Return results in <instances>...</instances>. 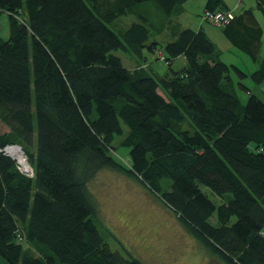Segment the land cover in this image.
I'll use <instances>...</instances> for the list:
<instances>
[{
    "label": "trees",
    "instance_id": "1",
    "mask_svg": "<svg viewBox=\"0 0 264 264\" xmlns=\"http://www.w3.org/2000/svg\"><path fill=\"white\" fill-rule=\"evenodd\" d=\"M255 1L264 15V0ZM149 2L166 17L158 25ZM184 2L0 0L9 15L0 148L20 145L34 171L26 176L0 152V256L9 264H145L112 250L98 228L87 184L102 168L139 179L221 261L264 264V100L242 81L264 79L262 28L251 8L220 27L258 61L248 73L224 62L203 30L173 26L161 54L168 70L158 75L140 62L158 48L150 27L164 30ZM204 9L226 10L222 0ZM130 13L138 21L111 27ZM117 50L136 65L125 67ZM116 135L128 166L113 156Z\"/></svg>",
    "mask_w": 264,
    "mask_h": 264
},
{
    "label": "rangeland",
    "instance_id": "2",
    "mask_svg": "<svg viewBox=\"0 0 264 264\" xmlns=\"http://www.w3.org/2000/svg\"><path fill=\"white\" fill-rule=\"evenodd\" d=\"M200 3H202L200 0H189L184 4L183 9L181 8L180 13L170 16L168 20L170 23L167 22L164 30L158 31L151 26L150 38L158 42V48L154 52L145 48L144 58L141 57L140 62L150 66V69L158 75L167 71V65L161 57V54H164L163 45L171 40L170 32L173 26L196 28L197 21L201 19L204 10ZM146 9L149 17L157 23L156 25L160 20H165L166 17L154 3L149 2ZM228 10L234 11L233 8ZM260 16L262 19L261 14ZM133 21H138V18L130 13L116 19L111 27L115 31H123ZM202 21L214 30H221L207 21ZM0 35L3 38L9 36V15L4 11H0ZM262 41H264V34ZM232 48L240 52L238 48ZM113 53L121 58L125 67H130L133 63L125 52L117 50ZM240 54L244 59L228 50H224L220 57L227 64L235 61L244 71L252 72L254 70L252 67L258 63L247 54L242 52ZM258 56L261 60L264 54L259 53ZM174 63L180 64L176 60ZM242 81L256 92V86L250 77L242 78ZM237 90L241 100L245 102L248 96L246 91ZM0 129L4 128L0 125ZM123 131L124 136L127 131L125 125H123ZM123 136H115L113 156L121 164L128 166L129 147L121 144ZM87 187L90 189L98 211V228L112 250H118L123 255L126 250L145 264H228L212 254L203 242L174 215L172 210L139 179L111 168H102L88 182ZM203 189L209 193L206 187ZM211 221L215 223V214L211 217ZM0 264L9 263L0 256Z\"/></svg>",
    "mask_w": 264,
    "mask_h": 264
},
{
    "label": "crops",
    "instance_id": "3",
    "mask_svg": "<svg viewBox=\"0 0 264 264\" xmlns=\"http://www.w3.org/2000/svg\"><path fill=\"white\" fill-rule=\"evenodd\" d=\"M188 1L189 0H185V2L183 3L182 7H184V4L187 3ZM200 1H202V3H200V6L202 4L203 9H204L207 0H200ZM222 2L224 4L226 10L233 8L234 9L233 12H235V13L238 12L240 9H244V8L253 9L254 10V14H255V16L257 18V21H258L259 25L262 28V36H263V34H264V15L262 14L261 10H259L256 7V1L255 0H222ZM217 8H219V7H217ZM260 14L263 17L262 19L260 18L261 17ZM181 28H183V27H181ZM192 29H195V30L201 29V30H203L206 33V35L208 36V38L215 44L217 49L220 51V55L223 53L224 50H228L230 52L231 51L234 52L237 56L243 58V56L240 53L241 52L244 53V52L241 51V50H239L240 52H237L236 50H233L232 47H234V46L225 37V35H224V33H223L221 28H220L221 30H214V28H212L211 26L205 25L204 22L202 21V19H200L199 21H197L196 28H192ZM170 35H171V39L176 36L174 32L173 33L170 32ZM262 36H261V46H260V51H259L260 54H264V41H262ZM127 56L129 57V60L133 62V63H131L130 67H128V68H133L136 65V63H137V60L135 59L133 54L132 55H127ZM176 61H178V63H180V64L176 65L174 63L173 64L174 68H180L184 64V59H183L182 56L177 57ZM223 61L226 62L224 59H223ZM257 63H258V61H257ZM231 64H234V65L240 67L238 65V63L235 62V61H233V63H231ZM131 66H133V67H131ZM257 67H258V65L254 64V66L252 68L256 69ZM255 89H256L257 94L264 100V79L260 83L257 84Z\"/></svg>",
    "mask_w": 264,
    "mask_h": 264
},
{
    "label": "built area",
    "instance_id": "4",
    "mask_svg": "<svg viewBox=\"0 0 264 264\" xmlns=\"http://www.w3.org/2000/svg\"><path fill=\"white\" fill-rule=\"evenodd\" d=\"M232 17V11L230 10H208L204 9L201 14V19L209 22L210 24L222 27L228 23V21ZM162 57V56H161ZM163 59V57H162ZM13 149H18L19 153L14 154ZM0 152L11 157L15 160L17 168L26 176L32 177L34 175V171L32 166L29 164L27 160V156L24 153L23 149L18 144H6L5 146L0 148ZM20 238V237H19Z\"/></svg>",
    "mask_w": 264,
    "mask_h": 264
},
{
    "label": "bare ground",
    "instance_id": "5",
    "mask_svg": "<svg viewBox=\"0 0 264 264\" xmlns=\"http://www.w3.org/2000/svg\"><path fill=\"white\" fill-rule=\"evenodd\" d=\"M14 154H17V153H19V150L18 149H13V151H12Z\"/></svg>",
    "mask_w": 264,
    "mask_h": 264
}]
</instances>
